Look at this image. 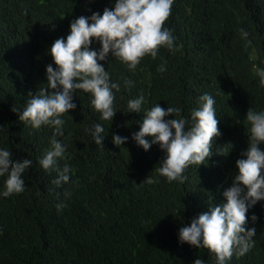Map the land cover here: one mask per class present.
Wrapping results in <instances>:
<instances>
[{
    "label": "trees",
    "instance_id": "obj_1",
    "mask_svg": "<svg viewBox=\"0 0 264 264\" xmlns=\"http://www.w3.org/2000/svg\"><path fill=\"white\" fill-rule=\"evenodd\" d=\"M105 6L113 5L110 0H0V147H8L13 159L33 160L23 174L25 190L0 195V264H192L197 256L214 264L211 250L180 243L178 229L223 199L235 160L248 145L247 109H264L256 72L264 67V0H174L164 22L177 37L174 49L160 46L156 57L144 55L134 69L111 56L100 61L121 84L114 102L118 110L111 123L102 120L90 93L76 90L77 107L61 114L67 158L60 164L73 171L57 186L56 173L38 160L51 147L54 126L33 128L13 107L23 109L29 91L46 84L45 66H55L48 46L67 35L70 20ZM164 60L167 68L160 72ZM125 79L134 83L126 86ZM203 92L215 97L221 134L213 138L207 161L186 169L188 181L170 182L156 172L163 155L158 142L147 150L132 138L114 144V132L131 137L140 127L143 113L127 112L129 98L143 94L142 110L157 102L189 115ZM95 122L104 125L103 145L86 131ZM146 175L158 179L145 183ZM3 186L0 177V190ZM60 200L66 202L62 210L56 208ZM251 212L259 216L255 243L243 255L234 252L228 264H264V200Z\"/></svg>",
    "mask_w": 264,
    "mask_h": 264
},
{
    "label": "clouds",
    "instance_id": "obj_2",
    "mask_svg": "<svg viewBox=\"0 0 264 264\" xmlns=\"http://www.w3.org/2000/svg\"><path fill=\"white\" fill-rule=\"evenodd\" d=\"M110 3L113 6H105L102 12L91 11L90 15L81 14L70 20L67 35L57 37L48 46L55 66L53 63L45 66L46 84L34 93L29 91L23 109L13 107V111L19 113V119L33 128L38 129L44 124L54 126L51 147L45 148L38 160L45 170L56 173L52 183L57 186L68 182L73 171L70 164H60V158H67V144L61 139L65 135L61 114L77 107L76 90L90 93L91 106L100 113L102 120L111 123L118 110L114 102L121 84L111 79V73L100 61L109 60L111 56L134 69L144 55L156 57L160 46L176 47L174 29L164 26L174 0H110ZM239 31L243 37L249 36L247 29ZM97 41L99 47H92ZM166 68L167 60H164L158 71L164 72ZM256 72L260 86L264 87V67L257 66ZM124 83L131 86L134 82L125 79ZM144 101L143 94L128 99L127 112L143 113L142 119L137 121L140 127L131 132V137L114 132V144L124 145L132 138L147 150L158 142L163 155L156 172L170 182L188 181L186 169L191 164L207 161L213 154V138L221 134L215 97L210 92L200 94L196 99L197 106L190 109L189 115H182L181 107H164L157 102L142 110ZM173 113L178 115L169 117ZM245 119L249 125L248 145L235 160L232 182L223 188V199L208 204L207 210L197 213L190 223H184L178 229L180 243L188 242L211 250L214 264H228L234 252L243 255L255 243V222L259 216L255 212L249 213V209L264 200V148L261 147L264 144V109L249 107ZM86 131L98 145H103L105 129L102 123L86 126ZM12 156L8 147H0V177L4 178L0 195L5 197L25 190L23 174L33 164L29 157L13 159ZM157 179L146 175L143 182L155 183ZM65 196H70V192H65ZM65 204L60 200L56 208L62 210ZM192 264L208 262L197 256Z\"/></svg>",
    "mask_w": 264,
    "mask_h": 264
}]
</instances>
